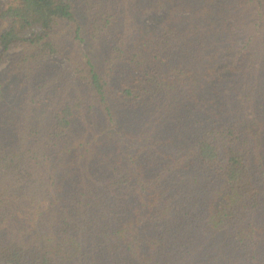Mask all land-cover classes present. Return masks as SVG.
I'll list each match as a JSON object with an SVG mask.
<instances>
[{"label": "trees", "instance_id": "trees-1", "mask_svg": "<svg viewBox=\"0 0 264 264\" xmlns=\"http://www.w3.org/2000/svg\"><path fill=\"white\" fill-rule=\"evenodd\" d=\"M0 264H264V0H0Z\"/></svg>", "mask_w": 264, "mask_h": 264}]
</instances>
